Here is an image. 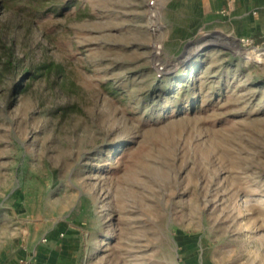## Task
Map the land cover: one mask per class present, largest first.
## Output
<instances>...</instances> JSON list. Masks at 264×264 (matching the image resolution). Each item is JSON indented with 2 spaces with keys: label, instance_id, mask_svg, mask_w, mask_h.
<instances>
[{
  "label": "rangeland",
  "instance_id": "374dc122",
  "mask_svg": "<svg viewBox=\"0 0 264 264\" xmlns=\"http://www.w3.org/2000/svg\"><path fill=\"white\" fill-rule=\"evenodd\" d=\"M1 1L0 264H264V42L233 0Z\"/></svg>",
  "mask_w": 264,
  "mask_h": 264
},
{
  "label": "crops",
  "instance_id": "0c3cea01",
  "mask_svg": "<svg viewBox=\"0 0 264 264\" xmlns=\"http://www.w3.org/2000/svg\"><path fill=\"white\" fill-rule=\"evenodd\" d=\"M225 0H221L224 5ZM228 5V0H226ZM234 8H228L234 11L227 16V21L235 20L238 29L242 31L240 35L252 37L255 42H264V0H233ZM231 3V4H232ZM229 6V5H228ZM45 242V241H42ZM42 246V245H41ZM56 246V245H55ZM46 248L25 249L23 255L18 257L19 264H49L47 257L53 250L45 251Z\"/></svg>",
  "mask_w": 264,
  "mask_h": 264
},
{
  "label": "trees",
  "instance_id": "16d2710c",
  "mask_svg": "<svg viewBox=\"0 0 264 264\" xmlns=\"http://www.w3.org/2000/svg\"><path fill=\"white\" fill-rule=\"evenodd\" d=\"M4 0H2L1 2H3ZM5 56L4 59H1L2 56ZM17 65V58L14 55V52L11 48V46H7L4 43L3 37L0 35V73H2L3 71H13L16 68ZM41 69H44L45 72L47 73H54L56 76H60L63 74L64 69L62 67V65L60 64H53V63H46L44 65H42L40 67ZM29 74V71L27 72ZM20 89L19 87H17L16 93H19ZM68 106H60L57 107L55 109H53V111L55 113H59V114H65V111L68 110Z\"/></svg>",
  "mask_w": 264,
  "mask_h": 264
},
{
  "label": "water",
  "instance_id": "95a60500",
  "mask_svg": "<svg viewBox=\"0 0 264 264\" xmlns=\"http://www.w3.org/2000/svg\"><path fill=\"white\" fill-rule=\"evenodd\" d=\"M204 45H201L200 47L197 48V50H201L203 48ZM220 46L221 48L223 47L222 45H218ZM224 48V47H223ZM195 54V53H194Z\"/></svg>",
  "mask_w": 264,
  "mask_h": 264
},
{
  "label": "built area",
  "instance_id": "2783aa9c",
  "mask_svg": "<svg viewBox=\"0 0 264 264\" xmlns=\"http://www.w3.org/2000/svg\"><path fill=\"white\" fill-rule=\"evenodd\" d=\"M247 40H248V39H246V43H247ZM42 241H46V238L44 237V238L42 239Z\"/></svg>",
  "mask_w": 264,
  "mask_h": 264
}]
</instances>
